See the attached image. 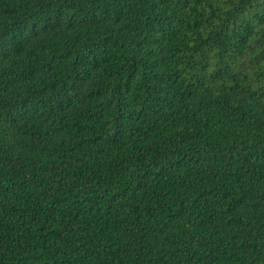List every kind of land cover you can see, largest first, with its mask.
Listing matches in <instances>:
<instances>
[{"label": "trees", "instance_id": "16d2710c", "mask_svg": "<svg viewBox=\"0 0 264 264\" xmlns=\"http://www.w3.org/2000/svg\"><path fill=\"white\" fill-rule=\"evenodd\" d=\"M0 264H264V0H0Z\"/></svg>", "mask_w": 264, "mask_h": 264}]
</instances>
